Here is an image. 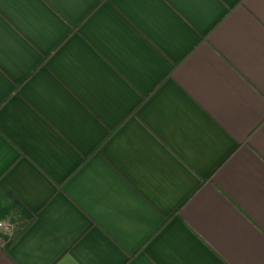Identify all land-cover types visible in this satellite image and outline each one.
<instances>
[{"label":"crops","instance_id":"0c3cea01","mask_svg":"<svg viewBox=\"0 0 264 264\" xmlns=\"http://www.w3.org/2000/svg\"><path fill=\"white\" fill-rule=\"evenodd\" d=\"M0 264H264V0H0Z\"/></svg>","mask_w":264,"mask_h":264},{"label":"trees","instance_id":"16d2710c","mask_svg":"<svg viewBox=\"0 0 264 264\" xmlns=\"http://www.w3.org/2000/svg\"><path fill=\"white\" fill-rule=\"evenodd\" d=\"M33 221H34V217L28 220H25L23 217H17L15 219V225L11 240L15 241L16 239H18L29 228V226L32 224Z\"/></svg>","mask_w":264,"mask_h":264},{"label":"built area","instance_id":"2783aa9c","mask_svg":"<svg viewBox=\"0 0 264 264\" xmlns=\"http://www.w3.org/2000/svg\"><path fill=\"white\" fill-rule=\"evenodd\" d=\"M0 230L7 234L13 233V224L9 221L0 220Z\"/></svg>","mask_w":264,"mask_h":264}]
</instances>
